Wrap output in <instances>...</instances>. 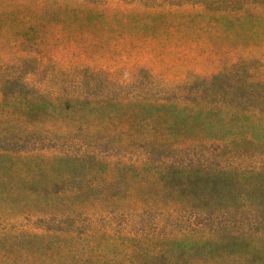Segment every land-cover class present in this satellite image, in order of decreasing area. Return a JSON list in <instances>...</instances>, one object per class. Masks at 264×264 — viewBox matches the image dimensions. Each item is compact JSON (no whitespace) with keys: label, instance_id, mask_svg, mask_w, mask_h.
<instances>
[{"label":"trees","instance_id":"trees-1","mask_svg":"<svg viewBox=\"0 0 264 264\" xmlns=\"http://www.w3.org/2000/svg\"><path fill=\"white\" fill-rule=\"evenodd\" d=\"M189 8L196 11L191 18L224 24L239 36L264 26V0H21L0 3V32L10 33L0 37V47L29 49L25 22L38 23L33 29L46 38L81 45L107 20L118 33L119 23L148 18L154 25L137 31L145 34L160 30V19L185 16ZM43 42L33 47L41 51ZM12 67L9 73L0 68V91L18 87L0 107L12 122L0 130V187L38 189L26 209L43 226L0 227V264H101L99 220L107 201L126 197L143 204L158 185L162 154L182 146L196 117L216 110L234 90L220 75L169 86L143 67L123 75L54 66L45 67L43 76ZM210 84L220 87L211 94ZM45 145L52 150L44 152ZM163 239L169 244L147 257L179 264L169 235L156 241Z\"/></svg>","mask_w":264,"mask_h":264},{"label":"rangeland","instance_id":"rangeland-1","mask_svg":"<svg viewBox=\"0 0 264 264\" xmlns=\"http://www.w3.org/2000/svg\"><path fill=\"white\" fill-rule=\"evenodd\" d=\"M195 15L189 8L185 16L160 19V30L145 34L137 31L154 25L148 18L119 23L118 33L110 30L114 24L107 20L99 34L81 45L57 35L46 38L33 29L38 23L25 22L29 49L23 44L22 52L0 47V68L7 73L12 66L42 76L45 67L88 66L130 75L143 67L169 86L194 85L196 79L217 75L223 84L234 86L223 105L196 117L182 146L162 154L152 196L143 204L126 197L107 201L99 220L98 246L105 256L101 264H175L147 257L169 244L156 241L164 234L179 264H264V26L239 36L224 24L217 27L208 19L191 18ZM44 29H50V22ZM3 34L10 35L6 30L0 37ZM46 41L51 42L47 47ZM37 42H43V53L33 47ZM219 87L210 84L206 90L212 94ZM16 90L12 85L0 91V107L5 95ZM11 125L0 111V130ZM45 146L44 152L52 150ZM14 161L6 158V163ZM19 188L0 187V227L42 228L26 209L38 189ZM18 259L23 262L21 255Z\"/></svg>","mask_w":264,"mask_h":264}]
</instances>
